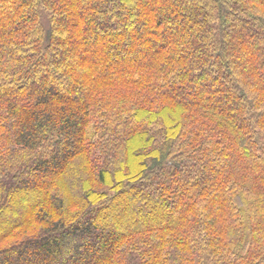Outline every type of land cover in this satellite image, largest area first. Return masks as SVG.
Here are the masks:
<instances>
[{
    "label": "trees",
    "instance_id": "16d2710c",
    "mask_svg": "<svg viewBox=\"0 0 264 264\" xmlns=\"http://www.w3.org/2000/svg\"><path fill=\"white\" fill-rule=\"evenodd\" d=\"M0 264H264V0H0Z\"/></svg>",
    "mask_w": 264,
    "mask_h": 264
},
{
    "label": "rangeland",
    "instance_id": "374dc122",
    "mask_svg": "<svg viewBox=\"0 0 264 264\" xmlns=\"http://www.w3.org/2000/svg\"><path fill=\"white\" fill-rule=\"evenodd\" d=\"M104 228H105V229H107V228H108V226H105Z\"/></svg>",
    "mask_w": 264,
    "mask_h": 264
}]
</instances>
